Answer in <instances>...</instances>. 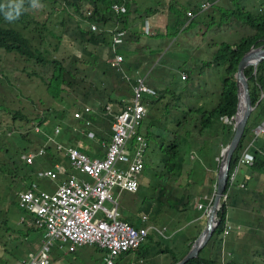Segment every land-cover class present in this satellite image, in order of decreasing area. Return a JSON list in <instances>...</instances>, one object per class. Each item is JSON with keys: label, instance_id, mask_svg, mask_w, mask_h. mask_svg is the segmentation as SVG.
Returning a JSON list of instances; mask_svg holds the SVG:
<instances>
[{"label": "trees", "instance_id": "obj_1", "mask_svg": "<svg viewBox=\"0 0 264 264\" xmlns=\"http://www.w3.org/2000/svg\"><path fill=\"white\" fill-rule=\"evenodd\" d=\"M44 1L46 0H0V49L6 53H12L20 59L28 75L34 74L40 78L48 94L55 100L63 101L67 92L72 91L80 95L83 101H90L92 105H102L103 108L107 103L115 102V99L110 98V93L117 91L116 93L119 95L121 93L119 88L122 87L125 79L112 69L107 59L117 52L124 54L123 63L127 69L131 66V64L127 65L129 61L140 63L137 68L145 67L144 63L152 65L150 72L158 69L164 70L165 66H171L166 69V73L172 77L179 74L180 80L184 81H189L193 77L195 69L198 76L209 73L211 67L219 68L221 71V88H219V93L217 92L216 103L211 104L210 101V105H207L206 108L195 105L179 109L181 111L178 114L179 118H176L175 112L174 120L172 119L173 126L170 128L165 127L161 121L157 120L154 125L159 127V132H154V127L150 123L144 125L143 128L141 126L145 119L151 115L150 110H147V104L154 105V101L162 95L163 89L157 92L155 88L154 93L143 95L140 103L144 106L145 113L135 127L136 135L142 138V142H137L135 136H129L126 143L128 145L130 141H134L137 142V145L141 144L143 153L150 144L153 149L158 148L161 151L162 156L158 161L160 166L154 170V175L158 178L154 182V187L158 185L160 187L147 202L137 196L142 187L141 183L132 194L133 202L135 200L142 202L144 207H147V213L143 215L146 217L145 220H142V212L136 215L135 219L128 216L123 217L121 213L120 218L123 221H128L136 229L146 224L147 217L148 220L152 219L150 220L152 222L154 220L161 221L162 223L158 227L165 226L167 236L161 237L159 233H156L159 236L156 238L154 231H148L147 237L140 243L136 252L138 255L144 254L142 247L153 233L156 247L154 249H158L159 255L148 264H175L188 252L194 239L205 227L207 208L213 199L210 201L208 199L211 197L207 196H210L213 190L215 192L216 185L217 170L197 169V165L186 167L187 159L193 161L195 156L191 151L197 153L200 143L207 141L208 137H214L215 140H222L214 154L217 160L215 161L212 157L215 164L218 165L220 158L218 150L222 145L226 146L233 135L234 127L231 117L236 112L237 106L234 74L243 54L252 46L258 47L264 44V0L258 2L236 0L235 7L226 10L229 15L250 27L252 32L234 42L221 40L216 43L209 56L206 55L202 46L192 48L187 46L188 44L184 45L181 33L174 38L180 26L188 27L190 25L192 21L187 12L193 11L195 7L192 10L182 9L179 13L171 10L172 16L166 26L173 24L169 42L171 39L173 41L166 47L169 43L166 42V37L169 36L167 29L163 31L162 35H147L142 32L141 25L149 7L140 8L137 12L133 6L134 3H137L136 0H47L50 14L58 8L66 13L67 7L72 6L74 13L80 17L74 21L75 24L66 23L71 19V14H68V18L60 19L59 25H52L48 19L36 18L34 6L36 3ZM221 1L213 0V7L220 5ZM9 3H19L22 8L18 18L11 21L5 19L3 15L5 6ZM113 3H123L126 11L122 14H115L111 10ZM87 11H91L90 16L86 15ZM133 14L136 15V19L133 18L135 21L131 22L129 17ZM186 18L188 20L185 24ZM89 22H96L99 29L91 30ZM114 27L125 28L127 31L121 46L116 47L115 52L112 51L111 31H109V28ZM129 41L135 42L136 45L131 46ZM117 45L119 44H115V46ZM143 45L149 48L147 56L137 55L135 59L133 58L134 60H131L129 57H134L137 54V49H141ZM188 58H190V62L187 64ZM127 60L129 61L127 62ZM29 64L33 66L30 71L27 70ZM244 74L247 77L253 110L230 160L226 186L216 213L219 222L209 241L200 249L198 256L188 259L183 264H264V135L254 137L252 133L254 126L264 124V60L259 62L255 70L253 66H247L244 69ZM182 75H185V78H182ZM152 77L157 82L161 81L159 77ZM132 94L133 88H131L130 98ZM145 96H147V100ZM172 96L175 97L176 94L174 93ZM151 97L157 98L152 100ZM164 99L165 96H162L161 100ZM172 101L175 102V100ZM159 102L163 105V101ZM178 103L181 102L178 101ZM82 104H86V102L72 103L70 107H51L45 109L40 115L30 117L22 109L8 108L0 101V113L3 109L6 120L0 127V142L3 144V146L0 145V151L12 160L13 169L20 170L23 165L30 167V170L25 171L28 182L38 180V170L36 171L38 167L31 166L25 161L18 165L13 155L17 150L9 147L14 137L13 134L17 133L22 140L27 142L26 149H31L32 143L41 145L43 153L35 158L42 157L51 147L49 143L52 144V142L47 141V135L43 134L37 139L31 138L29 137L30 132L33 130L34 133L39 134L40 130L45 129L46 131L52 126L53 121H57L59 125L58 133L63 129L66 131L78 130V123L82 124L83 121L74 119L72 112L79 109ZM170 105V102H165L163 107L167 108ZM174 105L171 106L173 110L169 112L175 110ZM161 112L164 114L163 109ZM83 115L82 117H84ZM224 118L227 121H223ZM33 119L38 120V130L32 122ZM19 122L21 124L17 130L15 125ZM166 129L174 133L170 140L164 137ZM58 143L75 147L84 152L74 145L60 142L53 144L55 149ZM41 147L31 149L32 151L23 155L36 152ZM245 150L252 154V163L238 165L233 182H229V174ZM56 151L58 152L57 149ZM142 163L144 170L147 163L146 158ZM209 172L212 174L210 182H201L203 173ZM32 174L34 175L33 179L31 178ZM201 194H203V202L200 201ZM21 211L25 213V211ZM228 226L230 229L225 234L224 230ZM37 230L40 229L27 227L25 221L15 227L8 225L5 221L3 224L0 223V264H10L11 260L16 261L14 264H23L22 259L30 252L28 249L25 250L24 243H26L28 235H32V232ZM242 231L249 236L232 235V232ZM21 238L24 240L22 241ZM43 238L44 232L39 239ZM155 239L157 240L155 241ZM224 239L223 250L220 242ZM164 241H166V247L163 248ZM92 245L102 251V264H105L106 250L98 244ZM148 254L143 255L142 258L145 260ZM121 255L123 254L115 257L114 264H118L116 259ZM155 259L159 261H154ZM142 261L139 260L135 264Z\"/></svg>", "mask_w": 264, "mask_h": 264}, {"label": "rangeland", "instance_id": "obj_2", "mask_svg": "<svg viewBox=\"0 0 264 264\" xmlns=\"http://www.w3.org/2000/svg\"><path fill=\"white\" fill-rule=\"evenodd\" d=\"M200 1L201 0H136L137 3H134L133 6H135L137 12L140 10V8L149 7L147 14H145V16L147 17L153 16V12L151 11H154V14H156V12L158 11V14L155 15V21L158 25L163 27L164 24L166 26V24L169 22L172 16L171 10L176 11V13H179L182 9H186V8H188L187 10H192L194 7L196 9ZM212 1L213 0H211V2ZM254 1L258 2L259 0H254ZM233 3L234 0H222L220 5H215V7L211 6L208 9L204 10L203 11L204 13L202 14L201 12L198 13L193 19L190 18L192 22L188 27H184V26L179 27V31L175 34L174 38L179 33H181L183 37L181 38V40L184 45L188 44L187 46H191L192 48H195L197 46H202L206 54H210L211 51L215 48L216 43L220 42L221 40L234 42L242 36L251 34L252 29L250 27L242 24L240 21H238V19H235L233 16L229 15L228 12H226V10H230L235 7ZM34 13L37 19L40 20L48 19L49 23H51L52 25H59L60 19L62 17L68 18V14H71V19L66 21V23L75 24L74 21L80 18L77 14L74 13L72 6L67 7L66 13H64L63 11L60 10V8H58L56 11L50 14V6L48 5L47 0L44 1L43 3H36L34 6ZM221 16H223L222 17L223 19L221 18ZM187 20L188 19L186 18L185 24L187 23ZM172 27L173 24H170L164 27L163 30H159L157 26L158 30L155 32H158L157 34L162 35L163 31L167 29L169 31V36L166 37L167 39L166 42L168 43L169 39L171 38ZM172 41L173 39L170 40V42L167 44L166 47H168ZM119 46H121V44L117 45V47ZM142 47H145V45H143ZM120 50L124 51L123 49ZM133 62L134 61H129L127 63V65L131 64V66L128 67L129 70L126 71L127 75H131L133 69L137 67L133 65L134 64ZM189 62H190V58H188L187 64ZM32 67L33 66L29 64L27 70L30 71ZM167 68H171V66H165L164 70L163 69L153 70L151 72L153 74L149 76V82L153 84V87L156 88V91L159 92L160 89H163V91H162V95H160V98L154 101L156 106H154L153 104L149 105L151 115L150 117H147L145 119L141 128H143L144 125H146L147 123L154 125L155 120L161 121L163 125L167 128L172 127L173 120L169 118L170 115L168 114V112L171 111L170 107L174 104H175L174 109L177 110L176 118H179L178 114L179 112H181L179 109H183L185 106L189 107V106L198 105L202 107L204 106V108H206L207 105H210V101L211 104L217 102L219 88H221V82H220L221 71L219 68L211 67L209 73H204L203 75L200 76L196 74L197 70L195 69L194 75L189 81L180 80L179 74H176L173 77L170 76L169 74L166 73ZM152 76L159 77L161 81L157 82L155 79H153ZM119 89L121 92L120 95L122 96L121 98L118 97V99L119 100L121 99L123 102L129 100L131 95V84L128 82H123L122 87ZM174 93L176 94L175 97L172 96L174 95ZM94 94L97 93L94 92ZM162 96H165L164 100H161ZM172 100H175V102ZM0 101L8 108L22 109V111L30 117H35L38 114L40 115L43 113V111H45V109L51 107H63V106L70 107L72 103L79 104L82 102H86V104L89 103L88 105L91 106L90 101H86V100L83 101L80 95H77L72 91L67 92L63 101L55 100L48 94L40 78H38L34 74L28 75L20 59H18L12 53H6L2 49H0ZM159 101H163L162 102L163 105L165 104V102H170L171 105L168 106L167 108L159 107L160 105V104L158 105ZM178 101H180L181 103H178ZM162 109L164 111V114H162L161 112ZM96 110L98 113H100V115L95 114L96 118L94 122L97 123V127L99 126L104 134H107V132H109L108 126L110 127L111 122L104 117V108L102 105L97 104ZM4 114H5L4 110L1 109L0 127L6 121L4 118ZM92 121L93 119H91V122ZM223 121H226V119H223ZM32 122L34 124H37L38 120L33 119ZM20 124L21 123L19 122L17 125H15L17 130L19 129ZM56 125H58L57 121H53L51 128ZM65 133H67L68 135H70V137H72V135L68 131H66ZM52 134L53 136H55L57 133L55 134L52 131ZM40 135L41 133L37 134L34 133L32 130V132H30L29 137L37 139ZM13 136L14 137L11 140L9 147H11L13 150L14 149L17 150L13 155L16 158L18 165H21L23 164L22 163L23 154L32 151L31 149L41 147V145H37V144L35 145V143H32L30 146L31 149H26L27 142L22 140L17 135V133H14ZM173 136H174L173 132H171L168 129L165 130L164 137L167 140L172 139ZM58 137H59L58 141L63 142L64 137L59 134L57 135V138ZM215 142H217L216 143L217 145L215 144ZM221 142H222L221 139L215 140L214 137H208L207 141L200 143L201 145L197 147V151H196L197 153L191 151V153L193 154V156H195V158L193 161L187 159L186 167H192L194 165H197V169L202 168V170H205L212 168L214 165L212 164L211 159L212 157L214 158V153L220 146ZM0 145L3 146L1 142ZM222 147H224V145H222L218 150L219 156ZM87 153L90 155V152L87 151ZM161 156H162L161 151L158 148L153 149L151 144L149 145L146 154L145 152L144 153L142 152V158L143 157L144 159L146 158L147 163L145 169L144 170L142 169L139 175V180L141 182L142 187L138 191L137 196L146 202L149 201L152 195L156 194V191L160 187V185L154 187V182L156 181V179L158 180V178H156L154 175V170L160 166L158 161L161 158ZM220 159L221 156L219 158L218 165L215 167L216 169L214 168V170L218 171ZM52 160H53V156L51 155L49 150L44 156L42 157L38 156L35 159V161L30 165L31 166L36 165V167H38V169H36L37 171L40 168L43 169L47 165L51 166ZM45 162H49V164L45 165L44 164ZM120 163L121 162H119V164ZM13 166L14 164L12 163V160L3 152L0 151V223L3 224V221H5L7 222L8 225L15 227L16 225H20V222H22L21 221L22 211L21 209H19L17 205V194L19 191L23 190L25 185L28 183V177L25 171L30 170V167L23 165L22 169L15 170L13 169ZM211 175L212 174L210 172L207 174L203 173V178L201 182H210ZM31 178L32 179L34 178L33 174L31 175ZM38 182L42 189L51 190L54 188V186H56L59 183V179L57 178L51 180L45 177H41L38 178ZM213 193L214 190L212 191L210 196H207L208 198L211 197L208 200L211 201V199L213 198ZM202 195L203 194H201L200 196L201 202L204 201ZM197 202L200 203L199 201ZM119 204L122 214L124 216L132 217V219H135L136 215L140 214L141 212L143 213L141 217L147 213V207H144L142 202H137L136 200L132 205H128V206L127 205L123 206L121 200H119ZM24 217L26 218L28 216H24ZM150 220H148L147 217L146 223L155 224L157 226H160L162 223L159 220L157 221L154 220L155 223ZM26 226L33 227L28 225ZM39 231L43 233L42 230H38V231H33L32 235L31 234L28 235L26 239V243H24V246H26L25 250L28 249L30 252L38 253V251L41 249L44 240L38 239L40 237ZM154 232H155L154 235H156L157 232L156 231ZM167 234L168 233L166 230L165 235L161 237H166ZM233 234L243 237L249 236L248 234L243 233V231L239 233L232 232V235ZM154 235L153 233H151V236L147 238L144 246L142 247V251L144 252L143 255L148 254L150 252L147 258H145V260L144 258H142L143 255H138L136 251H132L130 252L131 254L128 260L127 261L125 260L124 262H127L126 264H133L134 261H136L138 263L139 259L142 258L143 261L140 262L139 264H148V262H151L154 258L158 257L159 251L158 249H154L156 248L153 240ZM158 237L159 236L156 235V238ZM21 240L23 241L24 239L21 238ZM156 240L157 239H155V241ZM165 244L166 241L163 242V248L166 247ZM220 246L224 250L225 239L220 242ZM61 251L63 252V250ZM48 253L49 256L52 257L53 255L61 252L56 248V245H53L50 247ZM66 256H67L66 260H68V264H102L103 253L95 245H83V246L75 247V250ZM11 261L12 263L10 264L16 263V261L14 260ZM154 261H159V260L155 259Z\"/></svg>", "mask_w": 264, "mask_h": 264}, {"label": "built area", "instance_id": "obj_3", "mask_svg": "<svg viewBox=\"0 0 264 264\" xmlns=\"http://www.w3.org/2000/svg\"><path fill=\"white\" fill-rule=\"evenodd\" d=\"M210 6L209 0H202L198 10L204 11ZM111 10L116 14L124 13L125 6L115 3L111 5ZM87 15H91V12L87 11ZM187 15L193 16V12L188 11ZM89 26L93 31L98 30L95 22H90ZM142 30L145 34H152L148 21L143 23ZM125 34V30L113 32V52L116 50L115 44H120ZM123 62L124 55L121 53H114L108 59L109 65L128 80ZM181 77L185 78V75ZM131 78L132 97L112 115L111 139L103 158H91L75 147L56 145V149L68 157L72 168L88 177L87 181L69 175L52 192L39 190L34 183L18 192V207L33 213L28 225L44 231L41 249L38 253L29 252V255L22 260L23 264H48L50 247L56 245L61 248L63 245L60 247L59 244L63 243H69L67 244L69 250L85 244H98L106 250L105 264H114L115 257L119 254L134 251L140 246L145 230L142 228L137 231L120 218L118 194L123 191L134 192L137 189V179L143 168V147L140 144L130 149L126 143L129 136H135L137 142H142V138L136 135L135 130L145 113L140 99L145 94L154 93V89L147 85L145 76L137 70L133 72ZM90 111L89 106H81L72 114L76 119L83 121L84 118V125H90V117H82L83 114L89 115ZM34 126L38 130L39 125L34 124ZM53 129L58 132L59 126L56 125ZM40 131L45 132L44 129ZM252 133L254 137L264 135V124L255 126ZM49 140L53 139L49 137ZM42 153L41 147L38 151L23 156L22 160L32 164L35 157ZM252 160V154L245 150L229 174V182H233L238 165L251 164ZM117 162H121L123 166H117ZM60 172L61 167L56 164L53 169L41 170L37 174L39 177L54 180ZM114 189H117V194L113 192ZM229 229L230 226L224 230V233L227 234Z\"/></svg>", "mask_w": 264, "mask_h": 264}, {"label": "crops", "instance_id": "obj_4", "mask_svg": "<svg viewBox=\"0 0 264 264\" xmlns=\"http://www.w3.org/2000/svg\"><path fill=\"white\" fill-rule=\"evenodd\" d=\"M235 2H236V0H234V3H233V5L235 4ZM197 9V8H196ZM151 12H153V16L152 17H147V16H145V19H147L149 22H150V25H151V27H152V30H153V32H154V34H157L158 32H155V31H157L158 29L159 30H163L164 29V27H165V24H164V26L162 27V26H160V25H158L157 23H156V21H155V15H157L158 14V11L156 12V14H154V11H151ZM200 13V12H199ZM202 13H204V12H201V14ZM198 13H195V15L193 16V17H191V19H193L196 15H197ZM200 14V15H201ZM222 15V14H221ZM135 14H133V15H131V17H129V20L131 21V22H134L135 21ZM133 18H135V19H133ZM157 26H158V29H157ZM154 28H155V30H154ZM129 44L131 45V46H133V44L134 45H136L135 44V42L133 43V41H129ZM124 46H125V44H124ZM148 50H149V48L148 47H142L141 49H137V54L136 55H134V57L133 56H130L129 58L131 59V60H134L136 57H137V55H144V56H147V54H148ZM207 56H209L210 54H206ZM136 56V57H135ZM134 58V59H133ZM129 60H127V62H128ZM126 62V63H127ZM134 64L133 65H135V66H139V64L140 63H138L137 64V62H133ZM144 66L146 67H143L142 69L141 68H135V69H133V71H132V74H133V72L134 71H138L139 73H141L143 76H145V81H146V83H147V85L149 86V87H151V88H153V89H155L153 86H151V84L149 83V76L151 75V74H153V73H151L150 72V70H151V68L152 67H150V66H152V65H145V63H144ZM113 69V68H112ZM127 71L129 70V69H127V68H125ZM141 69V70H140ZM131 76L132 75H129L128 76V78H129V80H128V83H130L131 84V88H132V86H133V81H132V78H131ZM127 80H125V82H126ZM117 92V91H116ZM116 92L114 93V92H111L110 93V98L111 99H115L116 101L115 102H112V103H107L105 106H104V117L107 119V120H109L111 123H110V127L108 126V131L109 132H107V134H104L103 133V131H102V129L98 126L97 127V123H95L94 121H95V118H96V116H95V114L97 115H100V113H98L97 112V110H96V105L95 104H91V106L90 105H88V104H82L81 106L82 107H84V106H89L90 108H91V111L90 112H93V113H90L89 115H83L84 117H90V119H93V121L90 123V125H84L83 123L81 124V122H79L78 123V130H73V131H70V130H67L71 135H72V137H70V135H68L67 133H65L66 132V130L65 129H63V131H60V133H58L57 132V134H56V132H55V129H53V127L51 128V127H49V129H46V131L44 132V133H41V134H43V135H47V138L49 139V137L50 138H52L53 140L51 141L52 142V144L51 143H49V145L51 146V147H49L48 148V151L50 150V153H51V155L53 156V160H52V163H51V166L49 167V165H47V164H49V162H45L44 164L45 165H47V166H45L43 169H40V170H38V171H41V170H47V169H53V166L54 165H56L57 163L58 164H60V167H61V172L57 175V178L59 179V183H61V182H63L69 175H75L78 179H80V180H84V181H87V179H88V177L85 175V174H83V173H81V172H79L78 170H75L74 168H72V166L69 164V161H68V159H67V157L64 155V153L63 152H57L56 151V149L54 148L55 146L53 145V144H55V142H60V141H58V139H59V137L57 138V135L59 134V135H62L63 137H64V140H63V142H60V143H63V144H69V145H74V146H76V147H78L79 149H81L82 151H84L85 153H87V151L88 152H90V157H97V158H103V156L105 155V153H106V150H107V146H108V143L110 142V139H111V133H112V115L114 114V113H117L121 108H122V106H123V104H124V102L120 99H118V97L119 98H121V96L122 95H117L116 94ZM145 98H146V100H147V96H145ZM155 98H157V97H155ZM155 98H152L151 97V99L152 100H155ZM121 101V102H120ZM123 102V103H122ZM150 102V101H149ZM160 104V102L158 103V105ZM106 106H108V109H106ZM154 106H156V104L154 103ZM159 107H163V105H159ZM165 107V106H164ZM94 109H95V112H94ZM147 110L149 111L150 109H149V103L147 104ZM170 110H171V107H170ZM151 112V111H150ZM175 112H177V110L175 109L174 111H172V112H169L168 114L170 115L169 116V118L170 119H173L174 120V115H175ZM73 113V112H72ZM74 118V117H73ZM74 119H76V118H74ZM76 120H79V119H76ZM81 121H82V119H80ZM83 121H84V118H83ZM155 123H157V120H155L154 121ZM94 127H97V128H94ZM153 131L154 132H159V127L155 124V125H153ZM51 128V129H50ZM45 130V129H44ZM61 130H62V128H61ZM52 131H53V133H55L56 135L55 136H53V134H52ZM144 131H145V128L143 129V133H144ZM89 133H91V134H93L92 136H89L88 134ZM145 135V134H144ZM47 139V141H50V140H48ZM108 142V143H107ZM149 143V142H148ZM59 144V143H58ZM134 146H137V142L135 143L134 141H130L129 142V144H128V147L130 148V149H132ZM148 149V148H147ZM147 149L144 151L145 152V154H146V151H147ZM47 153V152H46ZM216 153V152H215ZM214 153V154H215ZM145 157H146V155H145ZM36 159V158H35ZM143 160H145L144 159V157L142 158ZM214 159H215V161L217 160V157H214ZM214 159H211V161H212V164L214 165L212 168H210V169H212V170H214V168L217 166V164H215V162H214ZM142 160V161H143ZM35 161V160H34ZM54 164V165H53ZM118 165H120L121 167L123 166V164L122 163H120V164H118ZM38 171H37V173H38ZM37 177L38 178H41V177H39L38 176V174H37ZM56 178V179H57ZM32 183H34L35 185H36V187H37V189H39V190H45V191H49V192H52V191H54L55 190V188H56V186L59 184H57L56 186H54V188L53 189H51V190H47V189H42L41 188V186L39 185V182H38V180L37 181H32V182H28L26 185H25V187L23 188V189H25V188H27V187H29ZM141 182H140V180H139V178H138V186H139V184H140ZM113 192L115 193V194H117L118 192H117V189H114L113 190ZM133 192H126V191H123V192H121V193H119L118 194V202H119V200H121L122 201V203H123V206H128V205H132L134 202L132 201V198H133ZM18 205V204H17ZM120 206V205H119ZM20 209V208H19ZM22 210V209H21ZM23 211H25V210H23ZM119 212L122 214V212H121V210H120V208H119ZM23 214V215H22ZM21 214V221H25L26 222V225H28V222L30 221V219H32L33 218V213H30V212H28V211H25V213H22ZM24 216H28V217H24ZM122 216L123 217H125L123 214H122ZM132 218V217H131ZM27 220V221H26ZM126 221V220H125ZM134 223H136L135 222V220H134ZM147 225H149L148 223H146ZM143 225V224H142ZM141 225V226H142ZM28 226H31V225H28ZM150 226V225H149ZM34 227V226H33ZM151 230H154V229H151ZM150 230V231H151ZM38 231V230H37ZM43 231V230H42ZM155 231V230H154ZM44 232V231H43ZM39 233H40V238H41V234H42V232H40L39 231ZM39 239V238H38ZM67 244H69V243H63V244H59V246L61 247L62 245V247L61 248H59L58 246H56V248L58 249V250H60V252L61 253H57V254H55V255H53L52 257L51 256H49V263L48 264H68V260H66V255H68V254H70L72 251H74L75 250V248L73 249V250H69L68 248H67ZM85 245H87V244H85ZM65 246V247H64ZM81 246H83V245H81ZM64 247V248H63ZM61 250H63V252L61 251ZM76 252V251H75ZM74 252V253H75ZM131 254V253H130ZM130 254H124V255H121V256H119L117 259H116V261H117V263L118 264H126L127 262H124L125 260L127 261L128 260V258H129V256H130ZM139 260H142V259H139ZM70 263H72V262H70ZM136 263V261H134V263L133 264H135Z\"/></svg>", "mask_w": 264, "mask_h": 264}, {"label": "water", "instance_id": "obj_5", "mask_svg": "<svg viewBox=\"0 0 264 264\" xmlns=\"http://www.w3.org/2000/svg\"><path fill=\"white\" fill-rule=\"evenodd\" d=\"M264 60V44L258 47L252 46L240 58L237 69L234 74L237 88V106L236 112L231 117L233 121L234 132L229 143L222 147L220 156V164L216 175L215 192L212 203L207 210V222L203 230L198 234L191 244L188 252L175 264H183L188 259L194 258L199 253L200 249L205 246L212 236L213 231L218 225L217 210L220 207V198L226 186L230 160L246 126L247 120L253 110L250 99L247 77L244 74V69L247 66H256Z\"/></svg>", "mask_w": 264, "mask_h": 264}, {"label": "clouds", "instance_id": "obj_6", "mask_svg": "<svg viewBox=\"0 0 264 264\" xmlns=\"http://www.w3.org/2000/svg\"><path fill=\"white\" fill-rule=\"evenodd\" d=\"M202 1V0H201ZM200 1V2H201ZM210 1V3H211V6L213 7V2H211V0H209ZM200 2L198 3V5L200 4ZM113 4H115V3H113ZM116 4H123V3H116ZM124 5V4H123ZM125 6V5H124ZM210 6V7H211ZM22 11V8H21V5L19 4V3H9V4H7L6 6H5V10H4V12H3V15H4V18L5 19H7V20H9V21H11V20H14V19H16V18H18V16L20 15V12ZM125 11H126V7H125ZM91 12V11H90ZM113 12V11H112ZM189 12H193V16L195 15V13H199V12H203V11H199L198 10V6H197V9H194L193 11H189ZM116 14V13H115ZM119 14H122V13H119ZM86 15H87V12H86ZM87 16H90V15H87ZM193 16H189L190 18L191 17H193ZM145 21H148L147 19H144L143 20V23L145 22ZM90 23V22H89ZM96 23V22H95ZM143 23H142V25H141V30H142V27H143ZM148 23H149V25H150V22L148 21ZM97 24V23H96ZM98 26V25H97ZM151 26V25H150ZM89 28H90V26H89ZM152 28V27H151ZM98 29H99V27H98ZM112 30V31H111ZM117 30H125V36L127 35V31H126V29L125 28H120V27H114V28H112V29H110L109 28V31H111V38H112V34H113V32L114 31H117ZM97 31V30H96ZM142 32H143V30H142ZM144 33V32H143ZM145 34V33H144ZM152 34H154V32H153V30H152ZM147 35H150V34H147ZM124 36V37H125ZM123 37V38H124ZM122 42H123V40H122ZM121 42V43H122ZM120 43V44H121ZM111 47H112V45H111ZM117 47V46H116ZM112 51H113V49H112ZM116 51V50H115ZM118 53V52H117ZM121 54H123V53H121ZM124 55V54H123ZM109 59V58H108ZM108 59H107V62H108ZM123 66H124V63H123ZM124 70H125V72L127 71L126 69H125V67H124ZM127 75V74H126ZM132 75V74H131ZM127 76H129V75H127ZM129 80V79H128ZM128 80L126 81V82H128ZM224 119H226V118H224ZM226 121H227V119H226ZM258 125V124H257ZM256 125V126H257ZM59 126V125H58ZM255 127V126H254ZM45 131V130H44ZM228 177V176H227ZM119 208H120V206H119ZM208 209H209V207H208ZM207 209V210H208ZM137 250V249H136ZM136 250H134V251H136ZM130 252H132V251H130ZM130 252L128 253H121V254H130Z\"/></svg>", "mask_w": 264, "mask_h": 264}, {"label": "bare ground", "instance_id": "obj_7", "mask_svg": "<svg viewBox=\"0 0 264 264\" xmlns=\"http://www.w3.org/2000/svg\"><path fill=\"white\" fill-rule=\"evenodd\" d=\"M171 110H173V109L171 108ZM58 131H59V130H58ZM55 132H56V131H55ZM56 133H57V132H56ZM23 156H25V155H23ZM23 156H22V158H23ZM66 157H67V156H66ZM118 164H119V162H117V166H120V165H118ZM142 164H143V163H142ZM229 165H230V164H229ZM120 167H121V166H120ZM228 173H229V171H228ZM61 183H62V182H61ZM61 183H60V184H61ZM60 184H58V186H59ZM58 186H57V187H58ZM137 188H138V181H137ZM136 190H137V189H136ZM136 190H135V191H136ZM135 191H134V192H135ZM142 218H143L142 220H145L146 217H145V216H142ZM125 223H126L129 227H131V228H133V229H135V230H137V231H138L139 229H142V228L145 230V234H144V237H143L142 241L147 237L148 231H150L151 229H154V230H155L157 233H159L161 236L165 235V232H166V227H158V226H155V225L152 226V225H150V224H149V225H150V226H149V225L145 224L144 226L139 227L138 229H136V228L133 227L128 221H125ZM202 230H203V229H202ZM202 230H201V231H202ZM142 241H141V242H142ZM197 256H198V254H197ZM197 256H196V257H197ZM181 259H182V258H181ZM181 259H180V260H181ZM177 262H178V261H177ZM177 262H176V263H177Z\"/></svg>", "mask_w": 264, "mask_h": 264}]
</instances>
